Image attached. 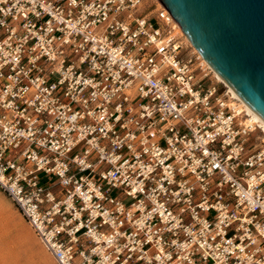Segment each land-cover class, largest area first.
<instances>
[{
  "label": "built area",
  "instance_id": "2783aa9c",
  "mask_svg": "<svg viewBox=\"0 0 264 264\" xmlns=\"http://www.w3.org/2000/svg\"><path fill=\"white\" fill-rule=\"evenodd\" d=\"M185 39L157 0H0V190L57 264H264V131Z\"/></svg>",
  "mask_w": 264,
  "mask_h": 264
},
{
  "label": "water",
  "instance_id": "95a60500",
  "mask_svg": "<svg viewBox=\"0 0 264 264\" xmlns=\"http://www.w3.org/2000/svg\"><path fill=\"white\" fill-rule=\"evenodd\" d=\"M213 71L264 120V0H157Z\"/></svg>",
  "mask_w": 264,
  "mask_h": 264
},
{
  "label": "crops",
  "instance_id": "0c3cea01",
  "mask_svg": "<svg viewBox=\"0 0 264 264\" xmlns=\"http://www.w3.org/2000/svg\"><path fill=\"white\" fill-rule=\"evenodd\" d=\"M0 264H57L1 190Z\"/></svg>",
  "mask_w": 264,
  "mask_h": 264
},
{
  "label": "bare ground",
  "instance_id": "6f19581e",
  "mask_svg": "<svg viewBox=\"0 0 264 264\" xmlns=\"http://www.w3.org/2000/svg\"><path fill=\"white\" fill-rule=\"evenodd\" d=\"M186 38V37H185ZM186 41H187V44H189L193 49H192V51L193 52H195V53H197L198 55H199V57L202 59V61H203V63L207 66V68L211 71V73L212 74H214L213 76H214V78L216 77V79L220 82V83H222V84H224V86H226L228 89H229V91H230V93L232 94V96L235 98V99H237V101H238V104H239V106L240 107H243L248 113H249V115L251 116V118H252V120H254V121H257V122H259V124L261 125V127H262V129H263V131H264V120L261 118V117H259V115H257L244 101H242L241 99H240V97L231 89V87L229 86V85H227L214 71H213V69L206 63V61L201 57V55L197 52V50L189 43V41L187 40V38L185 39ZM262 139L264 140V135H262Z\"/></svg>",
  "mask_w": 264,
  "mask_h": 264
},
{
  "label": "rangeland",
  "instance_id": "374dc122",
  "mask_svg": "<svg viewBox=\"0 0 264 264\" xmlns=\"http://www.w3.org/2000/svg\"><path fill=\"white\" fill-rule=\"evenodd\" d=\"M150 2H153V0H150ZM153 23H155V22L153 21ZM192 49H193V48H192ZM193 50H194V49H193ZM210 75L212 76V79L215 81V79H214V76H215V75L212 74V73H211ZM213 75H214V76H213ZM215 78H216V77H215ZM242 108H243V107H242Z\"/></svg>",
  "mask_w": 264,
  "mask_h": 264
}]
</instances>
